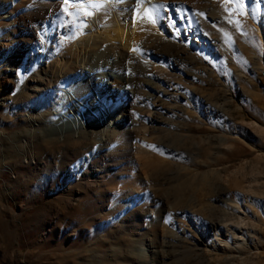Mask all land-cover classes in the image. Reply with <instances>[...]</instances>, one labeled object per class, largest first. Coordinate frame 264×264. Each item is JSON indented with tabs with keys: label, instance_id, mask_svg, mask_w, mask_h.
<instances>
[{
	"label": "rangeland",
	"instance_id": "1",
	"mask_svg": "<svg viewBox=\"0 0 264 264\" xmlns=\"http://www.w3.org/2000/svg\"><path fill=\"white\" fill-rule=\"evenodd\" d=\"M171 1L188 19L114 66L139 81L111 127L46 140L80 111L62 96L78 70L57 61L82 20L71 0L47 21L43 0L0 2L27 57L23 82L0 59V264H141L146 242L161 264H264V0Z\"/></svg>",
	"mask_w": 264,
	"mask_h": 264
},
{
	"label": "bare ground",
	"instance_id": "2",
	"mask_svg": "<svg viewBox=\"0 0 264 264\" xmlns=\"http://www.w3.org/2000/svg\"><path fill=\"white\" fill-rule=\"evenodd\" d=\"M43 1V4H38L37 9L32 11L38 21H47L51 17V8L48 6L50 5V0ZM71 1L72 8L77 15L76 17L80 16V20H82L80 30L78 29L79 34H77L80 37L78 36L77 38L79 39L76 42L74 41L67 56L65 54L58 58L57 65L64 67L68 64L71 66L75 64L79 77L73 83V87L68 88L62 93V96L64 101L72 103L71 105L73 106L71 107L77 106L80 111L75 113L72 110H59L54 115L55 119L53 122H47L46 128L40 130L45 140L49 139L55 132L60 134V137H72L74 134L79 136L102 127L104 129L106 127L105 130L107 131L111 127L112 122L118 119L116 110L123 107L120 101H125L132 95V89L129 86L136 84L138 80L136 71H131L129 70L130 68L126 71L115 68L116 62L125 58L136 61V63L142 61L141 48H139L141 46L139 44L144 33L155 36L158 40H164L165 35L158 28L160 22H165L164 26L171 30L176 29L177 25L175 23L173 26L172 20H175V22L181 21L180 12L175 15L172 10L171 12L162 10L166 6H172L171 0ZM153 5H164V7L159 8L157 11L153 8ZM149 15L156 23H152L148 19ZM12 18L13 13L11 11L3 15V19L6 22ZM76 24L79 25V23ZM8 26L7 28H10ZM173 34L175 33L173 32ZM17 40V34L0 32V59H5L8 66L6 70L11 71L6 75L13 78L16 76L17 81L23 82L26 79H24L21 68L17 64L19 63L18 61L24 64V61H27V57H16L15 43ZM21 64L19 63V65ZM63 72L61 71L60 73L62 74ZM105 73L112 77L111 81L104 79ZM52 76H54L53 73ZM38 78L40 79L41 77ZM95 84H97V88L95 92L90 94L87 90ZM191 215L195 217L193 213ZM220 222V219L214 218V222L209 225V229H217ZM196 224L199 230L200 225L197 220ZM182 226L184 225L180 224V227L184 228ZM150 247L151 245L146 242L145 247L141 249L139 253L141 264L160 263L158 259L160 252L152 254L150 260L148 254V251H151ZM162 255L168 256L165 253Z\"/></svg>",
	"mask_w": 264,
	"mask_h": 264
},
{
	"label": "snow or ice",
	"instance_id": "3",
	"mask_svg": "<svg viewBox=\"0 0 264 264\" xmlns=\"http://www.w3.org/2000/svg\"><path fill=\"white\" fill-rule=\"evenodd\" d=\"M237 2L239 3L240 9L242 10L245 6L244 0H237ZM64 3H68V0H64ZM162 7H164V5H159V6L153 5V8L156 9L157 11L159 10V8H162ZM149 19L151 20L152 23H156V21L154 19H152L151 15H149ZM181 19L182 20L188 19V17L185 16V17H182ZM171 23L174 26L176 22H175V20H172Z\"/></svg>",
	"mask_w": 264,
	"mask_h": 264
}]
</instances>
